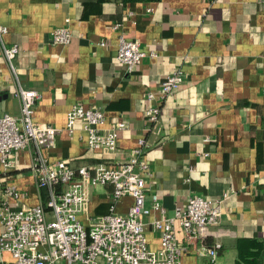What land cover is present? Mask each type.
<instances>
[{
  "label": "crops",
  "instance_id": "crops-1",
  "mask_svg": "<svg viewBox=\"0 0 264 264\" xmlns=\"http://www.w3.org/2000/svg\"><path fill=\"white\" fill-rule=\"evenodd\" d=\"M0 25L7 28L0 114L20 113L2 40L18 45V81L39 93L34 118L59 128L55 145L42 149L49 161L116 164L143 138L151 168L143 216L149 247L160 245L151 221L161 211L152 195L170 216L198 194L219 199L222 214L211 234L189 243L181 264H264V0H0ZM63 25L71 39L54 43L51 31ZM120 34L146 52L130 72L116 56ZM174 70L184 81L164 98H148ZM154 102L159 112L150 122L145 111ZM74 103L101 108L106 126L125 121L114 150L90 148L80 120L71 133L65 129ZM35 151L33 144L17 150L10 168L0 162V206L6 185L19 191L7 198L13 208L47 199L32 172ZM111 191L110 183L91 188L87 214L79 216L85 225L108 210ZM132 201L122 196L116 211L125 213ZM215 239L221 246L213 262L206 247ZM11 259L0 253V264Z\"/></svg>",
  "mask_w": 264,
  "mask_h": 264
},
{
  "label": "built area",
  "instance_id": "built-area-1",
  "mask_svg": "<svg viewBox=\"0 0 264 264\" xmlns=\"http://www.w3.org/2000/svg\"><path fill=\"white\" fill-rule=\"evenodd\" d=\"M6 30L0 25V38ZM71 35L68 25L57 26L51 31L52 41L58 44L69 43ZM1 52L16 80L14 95L19 100L20 113L0 114V162L5 168L12 167L15 152L33 144L36 151L32 172L36 185L48 189L44 202L13 208L7 198L18 197L19 191L13 185L3 187L0 253L8 251L12 259L2 264H181V256L188 250L189 243L204 239L220 222V200L193 194L169 216L164 214L157 194H153L151 206L160 210L161 216L155 217L151 224L159 233L160 245L150 248L143 220L149 212V207L144 204L145 180L151 174L150 164L144 156V139L139 138L127 160L116 164L98 162L75 168L65 158L49 161L42 149L55 145L59 128L34 118V102L39 93L18 81L13 62L18 45H6L1 40ZM144 55L146 52L139 40L124 34L118 36L116 56L127 71H132ZM183 81V72L174 70L162 79L157 92L148 91L147 96L152 100L164 98ZM158 112L159 105L154 102L146 109L145 116L154 122ZM76 120L81 121L87 133V145L99 150H114L118 130L125 126L123 119L106 126L101 108L81 103L72 104L66 112L65 129L69 133ZM103 183L112 184L108 210L88 216L85 225L79 216L87 214L91 188ZM124 195L132 196L133 201L128 210L121 213L116 211V204ZM220 246V240L215 239L206 247L213 262Z\"/></svg>",
  "mask_w": 264,
  "mask_h": 264
}]
</instances>
